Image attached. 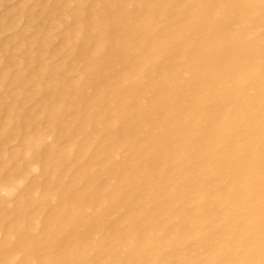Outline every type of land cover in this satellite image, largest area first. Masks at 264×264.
I'll return each mask as SVG.
<instances>
[{
	"label": "bare ground",
	"instance_id": "obj_1",
	"mask_svg": "<svg viewBox=\"0 0 264 264\" xmlns=\"http://www.w3.org/2000/svg\"><path fill=\"white\" fill-rule=\"evenodd\" d=\"M66 7L4 47L0 264H264V0Z\"/></svg>",
	"mask_w": 264,
	"mask_h": 264
},
{
	"label": "rangeland",
	"instance_id": "obj_2",
	"mask_svg": "<svg viewBox=\"0 0 264 264\" xmlns=\"http://www.w3.org/2000/svg\"><path fill=\"white\" fill-rule=\"evenodd\" d=\"M52 1L61 3L62 0H0V55L2 57L0 69L5 66V63L10 64L11 57L5 53L4 47L18 53L17 46L24 42L23 37L25 35L32 33L41 38L50 31L55 37V43L59 42V32L65 27V24L69 25L73 21L72 8L66 7L64 12L55 10L46 19H41L40 15L44 4ZM63 14L67 17L68 22L57 28L56 22ZM30 17L34 18L33 22L29 21ZM26 26L27 30L25 31ZM1 118L3 121L4 117ZM15 143L12 142L7 145V154ZM7 164L10 165L11 162L8 161Z\"/></svg>",
	"mask_w": 264,
	"mask_h": 264
}]
</instances>
